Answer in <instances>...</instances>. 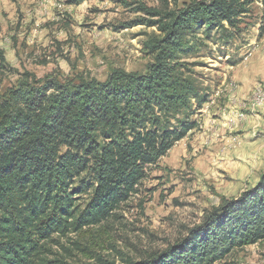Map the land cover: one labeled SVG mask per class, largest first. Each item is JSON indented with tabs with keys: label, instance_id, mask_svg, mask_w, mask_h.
<instances>
[{
	"label": "trees",
	"instance_id": "obj_1",
	"mask_svg": "<svg viewBox=\"0 0 264 264\" xmlns=\"http://www.w3.org/2000/svg\"><path fill=\"white\" fill-rule=\"evenodd\" d=\"M254 1L264 6L190 0L182 9H160L117 0L141 14L117 29H154L143 43L145 72L114 69L103 82L33 78L0 96V264H68L53 245L107 221L136 192L146 167L197 129L207 93L189 60L205 42H231ZM262 243L264 174L164 250L141 261L120 257L123 264H215Z\"/></svg>",
	"mask_w": 264,
	"mask_h": 264
},
{
	"label": "rangeland",
	"instance_id": "obj_2",
	"mask_svg": "<svg viewBox=\"0 0 264 264\" xmlns=\"http://www.w3.org/2000/svg\"><path fill=\"white\" fill-rule=\"evenodd\" d=\"M67 1L0 0V96L24 80L76 83L83 77L103 82L114 69L145 72L150 59L143 43L154 29H117L140 13L117 0ZM122 1L160 9L166 5L182 9L190 2ZM248 9L240 33L231 42H205L199 56L189 60L196 63L193 70L207 93L195 116L197 129L157 164L146 167L136 192L107 221L61 238V246L53 245L57 259L99 264L96 258L89 259L93 254L113 264H123L120 255L141 261L186 236L221 199H238L256 186L264 174V111L249 105L255 98L254 85L261 81L252 80L250 74L254 43L264 45V6L254 1ZM241 90L249 94L243 96ZM219 97L227 112L235 111L234 129L226 130L224 153L206 144L207 114H201L210 104L208 99L214 100L210 112ZM215 264H264V243L233 251Z\"/></svg>",
	"mask_w": 264,
	"mask_h": 264
},
{
	"label": "crops",
	"instance_id": "obj_3",
	"mask_svg": "<svg viewBox=\"0 0 264 264\" xmlns=\"http://www.w3.org/2000/svg\"><path fill=\"white\" fill-rule=\"evenodd\" d=\"M256 47H253V51L251 53V74L250 78L253 80L254 78L260 79L261 81L259 83L264 84V45H259L260 43H254ZM253 44V45H254ZM250 78L248 77L246 82L248 85L250 84ZM248 92L246 90H241V94L245 96V93ZM249 92L247 93V95ZM242 98H245L243 97ZM241 98V99H242ZM210 101V99H208ZM225 102H221L220 97L216 101V106L214 108H211L210 112L208 111L209 106L214 104V100L210 102L208 105V108L205 109V111H202L201 114H207L204 115L206 118V126L209 127L208 130V136L205 139V142L207 145H212L211 147H214L215 152L220 151L221 153L225 152L224 145L226 144V141L228 140V137H226V130H228V124L226 127V108L227 105H224ZM264 111V110H263ZM208 123V124H207ZM234 129V128H233ZM235 132V131H234ZM224 150V152L222 151ZM261 245V244H260Z\"/></svg>",
	"mask_w": 264,
	"mask_h": 264
},
{
	"label": "built area",
	"instance_id": "obj_4",
	"mask_svg": "<svg viewBox=\"0 0 264 264\" xmlns=\"http://www.w3.org/2000/svg\"><path fill=\"white\" fill-rule=\"evenodd\" d=\"M254 87H256L255 105H257L258 110H264V101H260V93H264V85H262L261 83H258V84H255ZM210 102H212V100H210ZM205 107H203L201 111H205ZM234 120H235V111L227 112L226 123L229 124V130H233Z\"/></svg>",
	"mask_w": 264,
	"mask_h": 264
},
{
	"label": "bare ground",
	"instance_id": "obj_5",
	"mask_svg": "<svg viewBox=\"0 0 264 264\" xmlns=\"http://www.w3.org/2000/svg\"><path fill=\"white\" fill-rule=\"evenodd\" d=\"M256 95V89L254 90L253 96ZM260 101H264V93H260ZM254 103V104H252ZM252 103L249 102V105L255 109H257V105H255V98H252ZM233 126H234V122H233Z\"/></svg>",
	"mask_w": 264,
	"mask_h": 264
}]
</instances>
